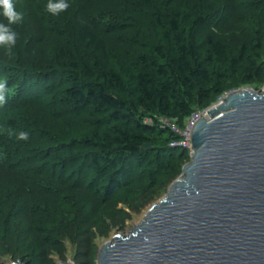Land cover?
Instances as JSON below:
<instances>
[{"label":"trees","instance_id":"trees-1","mask_svg":"<svg viewBox=\"0 0 264 264\" xmlns=\"http://www.w3.org/2000/svg\"><path fill=\"white\" fill-rule=\"evenodd\" d=\"M95 1L67 0L69 7L53 15L47 5L59 0H13L23 15L12 25L16 44L11 50L0 47V79L8 88L0 104V202H12L4 224L25 216L45 221L70 198L68 188L111 200L133 179L126 170H114L103 187L101 175L129 157L137 165L150 157L159 171L181 167L185 152L169 147L179 137L162 121L182 127L210 106L243 60L248 76L260 71L255 61L264 49L261 30L263 42L242 48L236 59L210 36L203 58L197 35L241 8L264 16V0ZM86 5L92 8L86 11ZM107 40L121 44L124 56L117 60ZM86 113L97 119V130L105 127L92 139L43 126ZM22 131L27 140L18 139ZM144 145L151 149L144 151Z\"/></svg>","mask_w":264,"mask_h":264},{"label":"water","instance_id":"water-1","mask_svg":"<svg viewBox=\"0 0 264 264\" xmlns=\"http://www.w3.org/2000/svg\"><path fill=\"white\" fill-rule=\"evenodd\" d=\"M207 116L165 196L96 264H264V91L225 94Z\"/></svg>","mask_w":264,"mask_h":264},{"label":"rangeland","instance_id":"rangeland-1","mask_svg":"<svg viewBox=\"0 0 264 264\" xmlns=\"http://www.w3.org/2000/svg\"><path fill=\"white\" fill-rule=\"evenodd\" d=\"M90 1L98 4V1ZM180 1L196 3L197 0ZM186 5L190 6L189 4ZM91 8L92 6L89 5L84 7L86 11ZM260 12L263 11L250 10L245 12L241 8L236 15L231 12L227 13V22L224 24L202 28L197 35L201 56L204 58L208 50L205 44V39L208 36L214 42H220L232 59L239 57L242 48L248 50L256 41L263 42L264 38L262 37L264 35L259 38L261 33H257L259 30L264 32V16ZM106 42L117 60L124 56L121 44L111 40ZM53 44L55 43H52L51 46ZM249 56L251 59L255 58L252 57V54ZM256 58L255 68L258 67L260 71L257 73L254 69L248 76L242 70L247 67L243 60L239 64L238 75L224 83L225 93L216 98L215 102L204 110L215 106L225 94L234 91L248 90L256 94L263 93L264 49L258 52ZM110 64L114 66L115 62L110 61ZM96 120L86 113L75 120H58L55 122L51 120L43 126L46 130L52 128L51 130L60 131L63 135L71 136L70 138L77 140L92 139L95 131L102 134L105 128L101 126L97 130ZM185 124L186 121L182 127L174 124L175 128L180 131V133L179 131L175 133L179 137V141L175 146L169 144L170 148L185 152L186 158L180 162L181 167H175L170 171H159L155 166H152L150 157L141 165H137L129 157L123 164L108 167L111 169H108L107 174L101 175L103 182L100 183V186L103 187L106 185L110 173H113L114 170H126L129 175L128 178L133 179L129 185L115 193L114 197L107 202L100 201V194L99 197H91L81 192L76 193L73 189L68 188L67 195H70V198L60 202L45 221L41 220L40 217L28 219L25 216L5 223L6 225L3 222H5L6 215L12 210L10 209L12 202H0V212L2 213L0 219V264H15L17 262L26 264H96L97 255L102 245L112 242L116 235L127 236L133 227L143 220L151 206L157 204L165 196L170 185L181 174L183 166L190 162L191 151L187 148ZM80 151V154L87 152L84 149ZM144 151L148 150L145 149ZM76 153L78 154V152ZM154 153L156 154V152ZM94 176V173H89V178ZM121 182L123 181L121 180ZM74 195L77 197L76 200L73 199ZM21 239H23V244H20ZM25 253L27 255L23 257Z\"/></svg>","mask_w":264,"mask_h":264},{"label":"clouds","instance_id":"clouds-1","mask_svg":"<svg viewBox=\"0 0 264 264\" xmlns=\"http://www.w3.org/2000/svg\"><path fill=\"white\" fill-rule=\"evenodd\" d=\"M69 7L67 0H59L56 3H49L47 10L53 15H57L60 12L65 11ZM0 17L6 20V23L0 22V47L11 50L15 46L17 40V34L13 30L12 25L18 24L23 15L15 9L13 0H0ZM8 91L6 80L0 79V104L6 101V92ZM18 139L27 140L28 133L20 132Z\"/></svg>","mask_w":264,"mask_h":264},{"label":"built area","instance_id":"built-area-1","mask_svg":"<svg viewBox=\"0 0 264 264\" xmlns=\"http://www.w3.org/2000/svg\"><path fill=\"white\" fill-rule=\"evenodd\" d=\"M207 110L208 109L202 110L203 112L202 111L195 112L186 120V124H185L186 133L185 134H186V141H188L187 148H189L190 151H191V144H190L189 140H190V136H191V131H192L193 127L195 126V124L199 121L200 116H202V118H204L206 120L208 119ZM162 122H163V124H165V126H168L170 128L173 126V128H171L173 133H177L179 131V129L175 128L174 125L169 124L167 121L163 120ZM179 133H180V131H179ZM173 145L175 146L176 143ZM191 153H192V151H191Z\"/></svg>","mask_w":264,"mask_h":264}]
</instances>
